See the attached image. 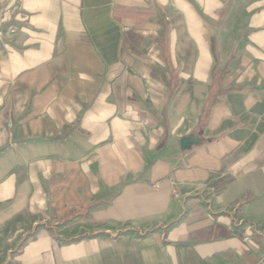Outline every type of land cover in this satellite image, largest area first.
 <instances>
[{
    "label": "crops",
    "instance_id": "obj_1",
    "mask_svg": "<svg viewBox=\"0 0 264 264\" xmlns=\"http://www.w3.org/2000/svg\"><path fill=\"white\" fill-rule=\"evenodd\" d=\"M9 222L3 264H264V0H0Z\"/></svg>",
    "mask_w": 264,
    "mask_h": 264
},
{
    "label": "rangeland",
    "instance_id": "obj_2",
    "mask_svg": "<svg viewBox=\"0 0 264 264\" xmlns=\"http://www.w3.org/2000/svg\"><path fill=\"white\" fill-rule=\"evenodd\" d=\"M14 227L15 222H9L6 226L8 232H6V234H0V264H3L4 261L7 260L6 258H8V251L10 250L9 252L12 253V251L17 246L16 240L13 239L14 236L11 235V229Z\"/></svg>",
    "mask_w": 264,
    "mask_h": 264
},
{
    "label": "water",
    "instance_id": "obj_3",
    "mask_svg": "<svg viewBox=\"0 0 264 264\" xmlns=\"http://www.w3.org/2000/svg\"><path fill=\"white\" fill-rule=\"evenodd\" d=\"M198 142V137L194 134L184 136L179 140V147L181 150L189 148L191 145Z\"/></svg>",
    "mask_w": 264,
    "mask_h": 264
},
{
    "label": "built area",
    "instance_id": "obj_4",
    "mask_svg": "<svg viewBox=\"0 0 264 264\" xmlns=\"http://www.w3.org/2000/svg\"><path fill=\"white\" fill-rule=\"evenodd\" d=\"M244 239L246 240V239H247V237L245 236V237H244Z\"/></svg>",
    "mask_w": 264,
    "mask_h": 264
}]
</instances>
